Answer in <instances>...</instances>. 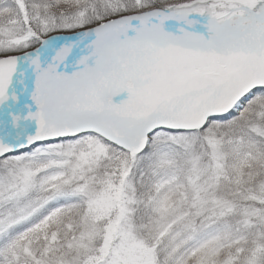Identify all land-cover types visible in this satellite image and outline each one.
Masks as SVG:
<instances>
[{
	"label": "snow or ice",
	"instance_id": "6c2138e0",
	"mask_svg": "<svg viewBox=\"0 0 264 264\" xmlns=\"http://www.w3.org/2000/svg\"><path fill=\"white\" fill-rule=\"evenodd\" d=\"M0 264H264V0H0Z\"/></svg>",
	"mask_w": 264,
	"mask_h": 264
}]
</instances>
